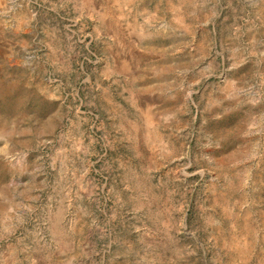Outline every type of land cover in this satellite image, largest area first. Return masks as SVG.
Wrapping results in <instances>:
<instances>
[{
  "label": "rangeland",
  "instance_id": "rangeland-1",
  "mask_svg": "<svg viewBox=\"0 0 264 264\" xmlns=\"http://www.w3.org/2000/svg\"><path fill=\"white\" fill-rule=\"evenodd\" d=\"M0 264H264V0H0Z\"/></svg>",
  "mask_w": 264,
  "mask_h": 264
}]
</instances>
